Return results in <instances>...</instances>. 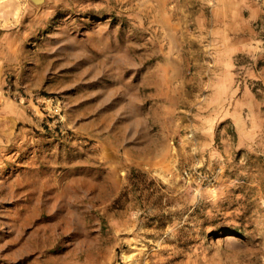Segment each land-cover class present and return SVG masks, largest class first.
<instances>
[{
    "label": "rangeland",
    "instance_id": "1",
    "mask_svg": "<svg viewBox=\"0 0 264 264\" xmlns=\"http://www.w3.org/2000/svg\"><path fill=\"white\" fill-rule=\"evenodd\" d=\"M0 264H264V0H0Z\"/></svg>",
    "mask_w": 264,
    "mask_h": 264
},
{
    "label": "crops",
    "instance_id": "2",
    "mask_svg": "<svg viewBox=\"0 0 264 264\" xmlns=\"http://www.w3.org/2000/svg\"><path fill=\"white\" fill-rule=\"evenodd\" d=\"M224 41H228L231 39L234 40V37H231V33H224ZM224 53L226 54V57H228L229 53L232 52L233 50H235L236 48L234 47V45L232 46V44H225L224 46Z\"/></svg>",
    "mask_w": 264,
    "mask_h": 264
},
{
    "label": "bare ground",
    "instance_id": "3",
    "mask_svg": "<svg viewBox=\"0 0 264 264\" xmlns=\"http://www.w3.org/2000/svg\"><path fill=\"white\" fill-rule=\"evenodd\" d=\"M42 1V0H41ZM225 239H232V236L230 235V234H227L226 236H225Z\"/></svg>",
    "mask_w": 264,
    "mask_h": 264
}]
</instances>
